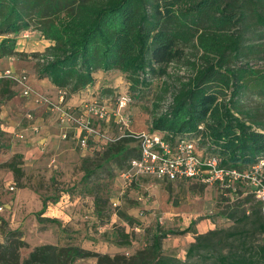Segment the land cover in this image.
I'll list each match as a JSON object with an SVG mask.
<instances>
[{
  "label": "rangeland",
  "instance_id": "1",
  "mask_svg": "<svg viewBox=\"0 0 264 264\" xmlns=\"http://www.w3.org/2000/svg\"><path fill=\"white\" fill-rule=\"evenodd\" d=\"M50 44L39 31L24 30L17 53L0 58V247L8 242L19 246L21 262L37 246L53 244L106 255L108 264H145L155 254V236L167 233L163 254L180 258L179 264H208L213 254L186 256L196 232L215 231L209 237L218 242L226 232L242 228L252 245L264 242V233L254 225L264 221V196L258 191L264 188V162L253 178L230 187L152 177L125 181L122 171L138 153L134 133L151 130L162 79L137 96L122 72L101 70L95 84L78 93L57 90L37 75L40 60L33 55ZM252 63L264 66L261 60ZM6 70L27 78L21 83L1 76ZM169 70L171 77L164 79L173 88L191 74L184 64ZM26 85L29 95L23 94ZM256 87L247 91L246 109L264 122V97L252 93ZM125 93H132V101L121 108ZM170 101L168 94L162 109ZM92 103L104 106L108 117L91 119L86 109ZM87 119L99 135L93 133L83 146L80 122ZM44 202L47 208L40 215ZM232 239L224 241L226 250ZM98 260L90 255L73 264Z\"/></svg>",
  "mask_w": 264,
  "mask_h": 264
},
{
  "label": "trees",
  "instance_id": "2",
  "mask_svg": "<svg viewBox=\"0 0 264 264\" xmlns=\"http://www.w3.org/2000/svg\"><path fill=\"white\" fill-rule=\"evenodd\" d=\"M29 29L51 42L33 55L40 60L37 75L59 89L78 93L95 84L101 70L122 72L137 96L162 79L151 130L198 138L230 169L264 160V122L244 100L253 86L252 93L264 97V66L252 63L264 62V0H0V58L16 54L19 34ZM172 64L191 69L174 88L164 79ZM138 156L139 147L132 158ZM46 208L44 202L40 215ZM254 225L264 233V221ZM247 233L226 232L215 242L209 237L215 231L196 232L186 256L204 251L214 256L208 264H264V242L252 245ZM166 236H155V254L145 264L182 261L161 252ZM18 248L12 242L0 247V264H73L90 255L108 264L106 255L53 244L37 246L21 262Z\"/></svg>",
  "mask_w": 264,
  "mask_h": 264
},
{
  "label": "built area",
  "instance_id": "3",
  "mask_svg": "<svg viewBox=\"0 0 264 264\" xmlns=\"http://www.w3.org/2000/svg\"><path fill=\"white\" fill-rule=\"evenodd\" d=\"M3 77L11 78L23 83L27 78L25 75L18 77L12 71L6 70ZM30 87L23 88V94H30ZM128 93L120 96L119 105L121 108L130 103ZM86 111L91 119L107 118L108 112L104 106L92 103L87 106ZM68 119L71 117L66 114ZM129 116L125 124H129ZM122 119V118H121ZM84 135L80 141L83 146L89 145V139L93 133L99 135L97 128L91 126V120L80 122ZM66 136V134H64ZM134 136L139 142V156L132 158L126 169L122 171L125 181H132L140 177H152L162 180L178 181L193 180L201 184H220L223 187L233 186L234 182L244 181L246 178H253V171H257L261 165L256 164L247 169L227 168L223 165L221 158L216 154H209L206 148L200 146L198 138L180 137L173 138L162 130H147L136 132ZM264 160H261L263 164ZM260 184V181H259ZM14 187L12 186L11 189ZM259 191V196H264V188ZM3 207L0 206V212Z\"/></svg>",
  "mask_w": 264,
  "mask_h": 264
},
{
  "label": "crops",
  "instance_id": "4",
  "mask_svg": "<svg viewBox=\"0 0 264 264\" xmlns=\"http://www.w3.org/2000/svg\"><path fill=\"white\" fill-rule=\"evenodd\" d=\"M46 79V78H45ZM53 87H55L57 90L59 89L58 87H56L54 84H52L48 79H46ZM73 101V100H72ZM71 101V102H72ZM70 101H69V104H73V102L71 103ZM48 215V214H47ZM45 217H48V216H45Z\"/></svg>",
  "mask_w": 264,
  "mask_h": 264
}]
</instances>
